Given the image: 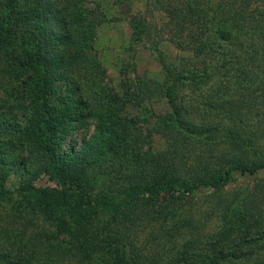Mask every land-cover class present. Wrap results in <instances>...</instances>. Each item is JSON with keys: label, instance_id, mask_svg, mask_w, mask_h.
Segmentation results:
<instances>
[{"label": "trees", "instance_id": "1", "mask_svg": "<svg viewBox=\"0 0 264 264\" xmlns=\"http://www.w3.org/2000/svg\"><path fill=\"white\" fill-rule=\"evenodd\" d=\"M109 1L0 0V264H264L262 184L208 233L180 212L264 167V0ZM122 16L161 70L114 85L97 43Z\"/></svg>", "mask_w": 264, "mask_h": 264}, {"label": "rangeland", "instance_id": "2", "mask_svg": "<svg viewBox=\"0 0 264 264\" xmlns=\"http://www.w3.org/2000/svg\"><path fill=\"white\" fill-rule=\"evenodd\" d=\"M112 3H114L113 0ZM109 1V2H110ZM147 0H135L134 9L140 10L145 7ZM127 7H117L115 9H110L109 15L114 13H119V15L126 11ZM113 13V14H112ZM131 27L125 16H122L118 20H112L110 23H107L103 26V30L100 34V39L97 43V50L100 53L102 61L104 63V69L107 73L108 79L112 84L117 85L121 78L120 67L126 65L128 62L134 61L136 63V68L138 73L144 76H156L160 72V64L156 59V54L149 49L148 47L136 46L133 48L128 47V40L130 37ZM169 56L183 55L184 53L178 50L175 46L170 43H165L162 45ZM129 69L127 77L133 78L134 73L132 68L125 66ZM155 108L157 112L164 110V105L160 102H155ZM132 113L139 112L138 109H133ZM94 130L93 123L90 125L82 127L80 126L73 133L72 137L67 141V146L70 142L78 143V147H81L85 138H89ZM161 139H157V143H160ZM205 148V147H203ZM202 151H211L210 153L204 154L205 157H210L212 153L219 150L218 146L214 148L206 147ZM201 149V148H199ZM193 151V150H192ZM192 151H188L189 155H192ZM108 169V166H105ZM19 175H13L8 182V189L15 191L18 187ZM38 184L44 185H53L54 176L44 175L37 182ZM258 184L264 186V167L259 169L256 173H241L240 171H234L233 178L228 184L219 192H213L212 188H200L195 190V195L186 199L184 207L180 210L183 215H192L194 216L193 224L198 227V232L202 230L201 233H208L211 229L217 227L219 223V212L218 210L221 207H224V204L235 200L240 196L244 191L248 193L252 192L253 189H256Z\"/></svg>", "mask_w": 264, "mask_h": 264}]
</instances>
